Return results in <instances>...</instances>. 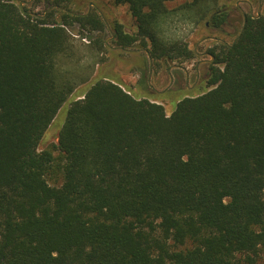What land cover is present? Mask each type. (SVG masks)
<instances>
[{
    "label": "trees",
    "instance_id": "16d2710c",
    "mask_svg": "<svg viewBox=\"0 0 264 264\" xmlns=\"http://www.w3.org/2000/svg\"><path fill=\"white\" fill-rule=\"evenodd\" d=\"M111 1L136 30L109 24L115 44L153 68L194 58L175 20L228 17L222 0ZM59 14L0 0V264H264V14L208 50L202 90L164 93L169 114L107 72L102 41L69 33L103 19ZM71 97L56 147L40 150Z\"/></svg>",
    "mask_w": 264,
    "mask_h": 264
},
{
    "label": "rangeland",
    "instance_id": "374dc122",
    "mask_svg": "<svg viewBox=\"0 0 264 264\" xmlns=\"http://www.w3.org/2000/svg\"><path fill=\"white\" fill-rule=\"evenodd\" d=\"M19 4L27 13H34L38 17L48 13L53 14V20L58 19L59 12L69 11L73 14L87 15L97 14L107 24L104 30L83 29L80 25L70 28V34L77 44H84L80 38L85 37L90 44L102 41L108 51H104L101 58L102 66L109 74L114 75L124 89L131 92L138 98H149L156 100L165 108L167 114L175 108V100H165L163 95L166 91L174 90L177 87L185 93L196 94L194 90H202L205 87L206 73L210 61L208 50L213 49L218 44L230 45L240 33L243 24V15L256 16L264 14V0H222L228 17L225 25L215 28L209 22L201 25H193L186 20H175L170 31L173 38L179 39L187 44L188 48L195 53L194 58L180 65V68H170L177 64L153 68L147 65V52L137 48H130L127 52L120 50L115 44L114 32L109 24H118L127 34L135 33V26L126 6H115L111 0H58L60 8L47 7L45 0H13ZM192 0H166L165 5L168 10H173L178 6ZM57 11V12H56ZM204 23L208 25L204 26ZM113 35L114 38L111 36ZM75 36L79 38L76 39ZM88 43V44H89ZM199 54V55H197ZM206 61V62H202ZM147 65V66H146ZM146 73L144 83L138 84L141 73ZM185 73L187 81L185 84ZM170 77L172 81L170 83ZM197 82V83H196ZM196 83V84H195ZM185 84V85H184ZM195 84V85H194ZM89 84L83 85L78 90L85 91ZM198 86V87H197ZM200 86V87H199ZM197 87V88H196ZM76 95V93H75ZM75 95L73 96L75 98ZM72 97L61 107L55 119L47 128L39 144V149L56 147L58 132L60 131Z\"/></svg>",
    "mask_w": 264,
    "mask_h": 264
},
{
    "label": "water",
    "instance_id": "95a60500",
    "mask_svg": "<svg viewBox=\"0 0 264 264\" xmlns=\"http://www.w3.org/2000/svg\"><path fill=\"white\" fill-rule=\"evenodd\" d=\"M30 16H33V17H38L36 14H34V13H28ZM243 15V24H242V28H241V30H240V33L242 32V30L244 29V27H245V23H246V16L244 15V14H242ZM259 16V13H257V15H256V17H254V18H257ZM41 17H44V15L43 16H41ZM240 33L238 34V36H237V38L239 37V35H240ZM112 38H114L113 37V35L111 36ZM236 38V39H237ZM235 39V40H236ZM235 40H234V42H235ZM123 51H125V52H127L128 50H123ZM147 57H148V60H149V67H151V59L149 58V56H148V54H147ZM209 57H210V61H207V62H213V59H214V57L212 56V55H210L209 54ZM202 62H206V61H202ZM170 68H180L179 66H171Z\"/></svg>",
    "mask_w": 264,
    "mask_h": 264
},
{
    "label": "built area",
    "instance_id": "2783aa9c",
    "mask_svg": "<svg viewBox=\"0 0 264 264\" xmlns=\"http://www.w3.org/2000/svg\"><path fill=\"white\" fill-rule=\"evenodd\" d=\"M76 39H78L79 37L78 36H75ZM83 43H89V41L84 37V38H81L80 39Z\"/></svg>",
    "mask_w": 264,
    "mask_h": 264
},
{
    "label": "flooded vegetation",
    "instance_id": "af4514ba",
    "mask_svg": "<svg viewBox=\"0 0 264 264\" xmlns=\"http://www.w3.org/2000/svg\"><path fill=\"white\" fill-rule=\"evenodd\" d=\"M205 25L207 26L208 24L206 23ZM237 36H238V35H237ZM236 38H237V37H236ZM236 38H235V39H236ZM235 39H234V40H235ZM233 42H234V41H233ZM197 55H199V54H197ZM177 69H178V68H177ZM185 75H186V76H185V84H186V81H187V74L185 73ZM171 81H172V78L170 77V83H171ZM196 83H197V82H196ZM196 83H195V84H196ZM185 84H184V85H185ZM195 84H194V85H195Z\"/></svg>",
    "mask_w": 264,
    "mask_h": 264
}]
</instances>
